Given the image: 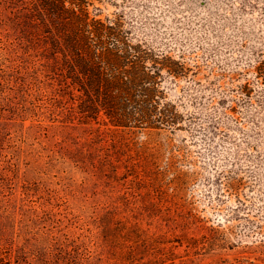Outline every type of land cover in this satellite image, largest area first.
<instances>
[{"label": "rangeland", "instance_id": "obj_1", "mask_svg": "<svg viewBox=\"0 0 264 264\" xmlns=\"http://www.w3.org/2000/svg\"><path fill=\"white\" fill-rule=\"evenodd\" d=\"M34 2L0 0V264H264V0H92L158 58L132 130L79 114Z\"/></svg>", "mask_w": 264, "mask_h": 264}, {"label": "trees", "instance_id": "obj_2", "mask_svg": "<svg viewBox=\"0 0 264 264\" xmlns=\"http://www.w3.org/2000/svg\"><path fill=\"white\" fill-rule=\"evenodd\" d=\"M91 5L92 0L34 2L43 22H50L47 50L53 73L77 98L78 112L85 119L109 121L122 130L145 128L157 113L152 102L158 90V58L142 45H132L120 20L111 23L91 16Z\"/></svg>", "mask_w": 264, "mask_h": 264}]
</instances>
